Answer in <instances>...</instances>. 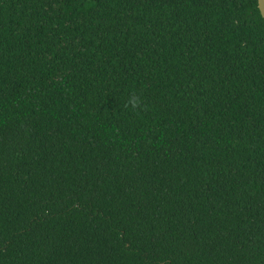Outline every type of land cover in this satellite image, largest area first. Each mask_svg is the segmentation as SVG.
<instances>
[{
	"label": "trees",
	"instance_id": "1",
	"mask_svg": "<svg viewBox=\"0 0 264 264\" xmlns=\"http://www.w3.org/2000/svg\"><path fill=\"white\" fill-rule=\"evenodd\" d=\"M0 264H264L257 0H0Z\"/></svg>",
	"mask_w": 264,
	"mask_h": 264
},
{
	"label": "clouds",
	"instance_id": "2",
	"mask_svg": "<svg viewBox=\"0 0 264 264\" xmlns=\"http://www.w3.org/2000/svg\"><path fill=\"white\" fill-rule=\"evenodd\" d=\"M143 105V98L139 95L133 93L131 96L128 97L124 107L128 108L131 106L132 110H137Z\"/></svg>",
	"mask_w": 264,
	"mask_h": 264
},
{
	"label": "water",
	"instance_id": "3",
	"mask_svg": "<svg viewBox=\"0 0 264 264\" xmlns=\"http://www.w3.org/2000/svg\"><path fill=\"white\" fill-rule=\"evenodd\" d=\"M257 5L262 18L264 19V0H257Z\"/></svg>",
	"mask_w": 264,
	"mask_h": 264
}]
</instances>
